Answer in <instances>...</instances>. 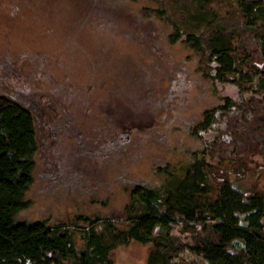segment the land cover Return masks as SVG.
Segmentation results:
<instances>
[{"label": "rangeland", "instance_id": "rangeland-1", "mask_svg": "<svg viewBox=\"0 0 264 264\" xmlns=\"http://www.w3.org/2000/svg\"><path fill=\"white\" fill-rule=\"evenodd\" d=\"M156 5L0 0V93L30 105L37 135L31 204L21 217L79 230L84 215L125 227L136 185L157 188L165 170L178 175L195 158L207 163L214 185L264 189V82L204 78L198 56L169 42L168 24L143 14ZM236 9L243 10L239 0L225 1L220 24L242 29L238 51L259 62L264 19ZM212 107L209 126L192 134ZM180 230L177 222L169 232ZM148 248L119 245L112 264H146Z\"/></svg>", "mask_w": 264, "mask_h": 264}, {"label": "trees", "instance_id": "trees-1", "mask_svg": "<svg viewBox=\"0 0 264 264\" xmlns=\"http://www.w3.org/2000/svg\"><path fill=\"white\" fill-rule=\"evenodd\" d=\"M155 1V8L144 7L142 13L168 24L169 42L180 41L198 56L204 78L241 84L257 76L264 82V36L259 40V62L238 51L244 31L226 29L219 20V8L227 0ZM239 3L243 10L236 13L256 10L264 19V5ZM30 108L0 93V264H112L111 251L131 240L149 243L146 264H264V189L243 192L224 182L214 185L201 158L178 175L165 170L157 188L136 185L127 205L134 211L127 215L125 227L84 215L78 218L87 226L79 230L50 225L47 218L21 217L31 204L26 193L36 165L37 135ZM214 110H204L192 134L209 126ZM177 222L181 234L170 233ZM155 226L165 233L154 234ZM236 241L241 244L238 251L228 250Z\"/></svg>", "mask_w": 264, "mask_h": 264}]
</instances>
